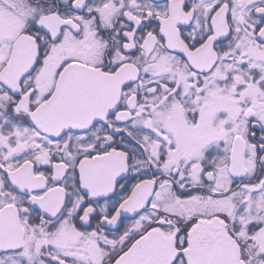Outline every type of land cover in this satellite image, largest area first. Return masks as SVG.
I'll return each instance as SVG.
<instances>
[{
  "label": "snow or ice",
  "instance_id": "1",
  "mask_svg": "<svg viewBox=\"0 0 264 264\" xmlns=\"http://www.w3.org/2000/svg\"><path fill=\"white\" fill-rule=\"evenodd\" d=\"M0 264H264V0H0Z\"/></svg>",
  "mask_w": 264,
  "mask_h": 264
}]
</instances>
